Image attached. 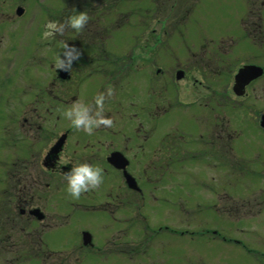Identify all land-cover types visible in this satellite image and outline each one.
Masks as SVG:
<instances>
[{
	"label": "rangeland",
	"instance_id": "1",
	"mask_svg": "<svg viewBox=\"0 0 264 264\" xmlns=\"http://www.w3.org/2000/svg\"><path fill=\"white\" fill-rule=\"evenodd\" d=\"M154 1H129L111 14L106 1L93 0L104 10L97 16L85 0H0V264H264V75L240 96L232 90L240 65L264 68V48L256 50L242 28L258 12L264 27V0H175L178 9L166 13ZM17 6L24 8L20 16ZM74 9L89 16L80 31L67 27ZM50 22L64 23V33L45 37ZM64 42L80 51L65 80L53 66ZM207 82L216 94L206 93ZM100 92L112 126L92 134L75 129L65 110L79 100L95 111ZM62 136L58 158L47 160L54 165H43ZM114 136L145 192L143 206L102 155L71 152L100 147L107 155L114 145L104 150L97 140ZM167 138L176 149L169 169ZM83 163L103 169L95 200L104 201L118 184L128 193L129 227H119L121 239L131 240L126 248L110 244L111 231L101 230L106 215L97 210L69 208L64 220L54 213H62L57 199L75 201L65 173ZM171 184L175 209L166 202ZM18 196L24 207L54 213L58 224L48 230L27 212L20 215ZM202 201L209 203L204 210ZM214 210L224 211L219 220ZM77 224L96 231V243L106 246L80 254L73 244ZM214 228L219 234L206 231Z\"/></svg>",
	"mask_w": 264,
	"mask_h": 264
},
{
	"label": "flooded vegetation",
	"instance_id": "2",
	"mask_svg": "<svg viewBox=\"0 0 264 264\" xmlns=\"http://www.w3.org/2000/svg\"><path fill=\"white\" fill-rule=\"evenodd\" d=\"M205 90H206V93L207 94H210V93H208L209 92V86L208 85H207V87H205ZM23 120L26 121V118H24ZM169 131L170 130H168L167 133H166L167 137L170 135L169 138H176V136L175 135H171L169 133ZM191 133H194V132L188 131V133L186 134L188 138H190ZM142 135H144V134L142 133ZM179 135H181V134H179ZM182 136H184V135H182ZM65 138H66V136L62 137V139L60 141H57L56 142L57 144H55V146H53V147H51L49 149V151L46 153V155L42 159L44 161L43 162V165H45V166L47 165L48 166L49 164L47 163V160H51V159L52 160H55V159L58 158V154H59L58 153V151H59L58 149H61L63 147V143H64L63 140H65ZM115 138H117V137L116 136H114V138H112V137L111 138L104 137L103 140H100V139L97 140L99 142V145L100 146L103 145V144L106 145L104 150L109 149L110 146L112 147V144L114 145L113 148L107 150L108 151L106 153L107 155H105L104 152H100L99 151L100 150V147H96V148L93 147L91 150H88V152H90V154L82 151V152L85 153L84 154L82 152H77L76 150H71V152L74 153L75 156H79L80 158H83V157H93V156H95L96 159H97V157L99 155L100 156L102 155V158H100V160L102 162H105V164L108 167V168L106 167L107 170L111 168L113 171L119 172L120 177L122 178V182L125 183V186H126L125 187V190H126L128 188V186H127V184L125 182V179L123 177V172L120 169H118V168H114L109 162L106 161V157L111 152H113L114 150L121 151L123 154H125V152L122 150V148H117V144L119 142L117 140H115ZM169 138H167V141L164 142L165 148H167L165 150V152L168 153V154H166L167 156L165 157L166 160L168 159V162L165 165H166V167H168V169L170 167V163L173 160L172 159V154H170V153H175L176 152V149H175V147H172V144L170 143V141H169L170 139ZM146 139H148V138H146ZM77 142H78V140H77ZM78 145H79V142H78L77 146ZM94 149H95V151H93ZM67 151H68V153H70V146L69 145L67 147ZM92 151H93V154H92ZM83 154L86 155V156H82ZM154 154L152 155V158H154L156 156V153H154ZM70 155H71V153H70ZM72 155H71V158H72ZM196 155L197 154L193 153L191 155V157H197ZM157 159H159V158L151 159V161L153 162L152 167H157L158 166L156 164L158 162ZM81 160L82 159H78L77 160V163H79ZM51 165H54L53 162L51 163ZM51 165H49V166H51ZM64 167L66 168V165H64L63 168ZM68 170H69V168H68ZM158 171H159V169H158ZM158 175H160V174H158ZM212 177L215 178L216 182H218V186H220V181H218V178H216L217 176H213L212 175ZM134 178H135V182L137 183V185L139 187V190L138 191H135L134 189H132V190H130L128 192L133 193V194H137V196H138L137 199L139 198L140 200H142L141 201L142 202V205L141 206H143L144 205L143 201L145 199V192H144V190H143V188L141 186V183L138 181V179L135 176H134ZM146 181L147 182H152L151 179H148V180L146 179ZM155 182L159 183L158 180H156ZM157 183H155V186H157ZM173 187H174L173 184L169 185V188L167 190V191H169L168 192V195L169 196H168V199H167L166 202L169 203V207L171 206L172 208L175 209V206H176V201H175V196L176 195L175 194L176 193H175ZM221 187H222V185H221ZM119 188H120V184L117 185L116 191H110V192H108L107 193L108 196L106 197V199L104 201H100V202L97 201V200H95V199H97L96 198V195L94 196V194H93L95 189L94 190L93 189H89V191L91 192V194H93V197H90L87 194V191L82 192L80 194L79 197H84L85 196L86 197L85 200H87L88 202L85 201V200H81L79 198H75V201L74 202L69 201L70 199H65V198H63L61 200L57 199L58 201H56V202L59 203L58 207H60L59 211L61 210L60 212H62V213L61 214H59L57 212H54V213L56 214V216L58 215L60 217V220H64L65 218H67V219L70 218L69 216L71 215V213H68V209L69 208H75L76 210H79L80 209L81 211H86V210L96 211L97 210L100 213H103V215H106V219H105V222L102 223V229L101 230L104 229L103 232L105 233V235L107 234L108 231H111L110 236H112L113 238H110V239L108 238L110 244L113 247L118 248V250H119V248L122 249V247H125L126 248L127 245H129L131 243V240H130V238H126V237H125V239H121L122 238L121 235H124L125 230L124 229L121 230L119 227L123 226V228H124V225L125 224H127V225L129 224V215H128V218H127V217H125V215L123 213H124V211L128 210V208H129V206H131V204H128V202H129V200H128V193L125 192V191L124 192L120 191ZM219 189L218 190L215 189L213 191L216 192V193H218L220 191ZM159 196H160V193H159ZM16 198H18V199H17V203H16L15 206H19V205L21 206V205H23V204H21L23 202V201H21L22 200L21 197L18 196ZM91 199H92V201H89ZM158 200H159V198H158ZM80 201H83V203H81ZM164 201H165V199H164ZM205 203L206 204L204 205V201H202V204L199 205V207L201 208V210H204V207H207L208 204H209L208 201H205ZM33 207H36V206L31 205V206L24 207V205H23V206L19 207V210L18 211H19L20 215L21 214H24L25 212H27V214L30 215V216H32L33 219L35 218L37 221H39V222L43 223L44 225H46V227L48 228V230L52 229L54 227V225L58 224V223H55V219L52 222L51 217L53 216L54 213L45 212L44 210H41L40 207H38V208L40 209V212H41V219L39 220L38 218H36V216H34V214H31L30 213V211L32 210ZM164 209H165V207L163 208V210ZM207 210H210V208L207 209ZM157 211H159V210H157ZM210 211H213V210H210ZM139 212H140V210H139ZM215 212H216V215L218 217V219L216 218L217 220H219L223 216V214H224V211L223 210H221L220 212L219 211H215ZM57 220H59V219H57ZM77 227H78V231H77L76 234L78 235V238L79 239L78 238H75L76 237V235H75V237H74L75 238V241H74L73 244H75V242L77 240V242H76L77 245L76 244L75 245L77 246L76 248L78 250L80 249V254H81L82 251L97 250V249H101V246L102 245H103V247L106 246V243H102L101 246H100V244H97L96 243L97 240H98V237H97L98 235L96 234V231L92 230L90 227H88V226H81V225H78V224H77ZM128 227H129V225H128ZM158 229H160V227ZM114 230H116L115 233L112 232ZM105 235L102 236V238L100 239L101 241L104 239V236ZM84 236L86 237V239H85ZM49 251L50 252H55L54 250H51V249Z\"/></svg>",
	"mask_w": 264,
	"mask_h": 264
},
{
	"label": "clouds",
	"instance_id": "3",
	"mask_svg": "<svg viewBox=\"0 0 264 264\" xmlns=\"http://www.w3.org/2000/svg\"><path fill=\"white\" fill-rule=\"evenodd\" d=\"M89 16L86 11L77 12L75 9L67 19V27L80 31L88 23ZM48 31L44 33L45 37H51L55 34H63L66 25L64 23L50 22L46 25ZM80 56V51L74 46L63 43V47L56 54L54 68L65 71L72 69V63ZM111 89L107 90V95H111ZM105 93L100 92L94 98L95 111L90 105L79 100L72 103L71 107L66 109L64 116L70 121L71 125L77 130H83L85 133L92 134L94 129L100 126L111 127L113 121L110 117L103 114L105 104ZM67 180V192L74 198H78L82 192L97 188L104 179L103 169L88 163L79 164L65 173Z\"/></svg>",
	"mask_w": 264,
	"mask_h": 264
},
{
	"label": "trees",
	"instance_id": "4",
	"mask_svg": "<svg viewBox=\"0 0 264 264\" xmlns=\"http://www.w3.org/2000/svg\"><path fill=\"white\" fill-rule=\"evenodd\" d=\"M92 1L93 0H85L84 7L85 8H89L88 9L89 12L91 11L92 13H95L97 16H99V14L101 16L105 15V14H103V11H104L103 8L97 9L98 6L97 7L92 6V4H93ZM103 1L107 2V4H108L107 11H108V13L110 12L112 14V13H115V11H117V10H119V9L124 7L123 6V7L119 8L120 4H124V3L128 4L129 1H136V0H103ZM138 1H140V0H138ZM174 1L175 0H172L171 2H169V1L164 2V3L162 2L163 4L162 3L160 4L159 1L156 0V1H154V3L157 4L158 7L159 6L162 7V9L165 10V13H166L167 10H171L172 11V9H174V6H175L176 9H178V7L176 6L177 2L175 3ZM133 14H134V12H133ZM255 18H256V20L254 22L251 21L250 25H248V26L244 23L245 20L243 19L244 21H242V24L243 25L245 24V27H242V28H244V32L246 34V37L250 38L253 41V44L255 45L256 50L257 49L259 50V47H263L264 48V27H262V17L260 16L259 12H258V14L256 15ZM152 31H154V30H152ZM152 33H154V32H152ZM163 33L165 35L169 34L168 31H167V28H165V26L162 28V34ZM215 92H216V90H215ZM215 92H213V93L216 94Z\"/></svg>",
	"mask_w": 264,
	"mask_h": 264
},
{
	"label": "water",
	"instance_id": "5",
	"mask_svg": "<svg viewBox=\"0 0 264 264\" xmlns=\"http://www.w3.org/2000/svg\"><path fill=\"white\" fill-rule=\"evenodd\" d=\"M23 12V9L21 7H18L16 9V14L20 15ZM238 72L235 74L234 76V91L237 94L242 93L245 85L250 83V80L255 79L257 77H259L262 73V67L257 66L255 64H249V65H243L241 67H239V69L237 70ZM59 77L60 78H65L67 75V71L65 70H61L59 69ZM182 73L177 72V77L179 78L181 76ZM260 126L263 128L264 127V113L262 114L261 118H260ZM109 162H111L114 166L118 167V168H125L126 166V159L123 158V156L119 153V152H114L110 155V157L108 158ZM125 178L126 181L129 183V185H131L132 187L135 186V183L133 182L132 177L125 172ZM31 213L36 214L37 218H41V214L38 213V209H33L31 211Z\"/></svg>",
	"mask_w": 264,
	"mask_h": 264
}]
</instances>
